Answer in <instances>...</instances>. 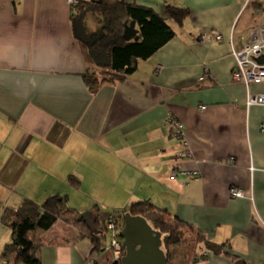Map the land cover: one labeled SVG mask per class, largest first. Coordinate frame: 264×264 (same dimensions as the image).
<instances>
[{
	"label": "crops",
	"instance_id": "0c3cea01",
	"mask_svg": "<svg viewBox=\"0 0 264 264\" xmlns=\"http://www.w3.org/2000/svg\"><path fill=\"white\" fill-rule=\"evenodd\" d=\"M125 1L152 7L175 36L132 73L91 91L80 39L103 32V17L83 8L74 23L67 0H0V264L14 262L1 258L12 240L1 218L6 207L60 195L76 210H92L95 223L102 206H84L82 195L120 180L142 185L136 201L162 196L163 208L220 245L214 253L197 244L207 256L191 264H264V105L247 104L248 91L264 93V83L232 79L230 44L238 16L257 20L255 6ZM167 4L189 9L181 24L165 13ZM89 11L93 29L84 21ZM171 119L181 124L178 135ZM47 238L39 264H107L110 256L103 249L96 257L87 237Z\"/></svg>",
	"mask_w": 264,
	"mask_h": 264
},
{
	"label": "trees",
	"instance_id": "16d2710c",
	"mask_svg": "<svg viewBox=\"0 0 264 264\" xmlns=\"http://www.w3.org/2000/svg\"><path fill=\"white\" fill-rule=\"evenodd\" d=\"M83 3L85 2L79 0L75 6L76 12L71 14L74 23L83 12V8L94 10L105 20L103 32L85 40L80 39L84 55L90 65L86 71L85 82L91 91H96L104 80L121 79L132 73L139 60L147 59L175 36V30L166 18L150 6L125 0H90L86 4ZM165 13L181 24L189 14V9L167 4ZM132 21L135 23L138 38L126 40L122 36L124 24H130ZM125 211L145 217L152 228L162 233V249L169 264H171L170 255L163 246L170 248V245L176 242H186L187 244L183 245L185 249L187 246H194L193 240L195 241L192 260L207 256V253L199 254V246H197L199 243L214 253L220 251L219 244L204 238L202 234L194 231L193 226L182 222L177 216L172 217L167 209L157 208L147 200L132 202L123 212L118 210L102 212V214L97 212L92 229L84 220H77L79 212L67 205L65 196L54 195L41 203L26 198L19 206L4 209L1 218L11 229L12 240L6 245L1 258L13 259L12 264H39L40 248L48 239L46 232L51 231L58 223L60 226L57 230H53V237L59 241L62 239V244H72L87 237L97 257L101 251H104L102 241L105 238L107 221H114L120 232ZM119 238L122 240L120 235ZM198 254L200 256H197ZM110 258L111 254L105 256L107 264H121L120 260L109 263ZM98 260H93L91 264H101Z\"/></svg>",
	"mask_w": 264,
	"mask_h": 264
},
{
	"label": "built area",
	"instance_id": "2783aa9c",
	"mask_svg": "<svg viewBox=\"0 0 264 264\" xmlns=\"http://www.w3.org/2000/svg\"><path fill=\"white\" fill-rule=\"evenodd\" d=\"M78 0H68L71 8H75ZM256 8L255 22L244 20L240 15L234 22L232 34L230 35L231 54L234 57L235 65L232 69V79L243 83L245 86L250 84L264 83V0H248L247 7ZM75 10H73L74 12ZM212 36L216 40L221 39V35L213 31ZM236 37L240 46L234 45L233 40ZM206 74L199 77L203 80ZM247 104L264 105V93H254L248 91ZM204 106H202L203 108ZM170 124L176 127L177 135L181 132V124L171 119ZM230 192L233 196H241L242 191L239 188L232 187ZM106 231L110 232V238L104 250L110 252V262L120 260L123 256V246L119 238V230L114 221L109 220L106 223Z\"/></svg>",
	"mask_w": 264,
	"mask_h": 264
},
{
	"label": "water",
	"instance_id": "95a60500",
	"mask_svg": "<svg viewBox=\"0 0 264 264\" xmlns=\"http://www.w3.org/2000/svg\"><path fill=\"white\" fill-rule=\"evenodd\" d=\"M134 21L124 24L123 38L137 39ZM84 220L94 225L92 210L81 212L77 220ZM125 253L120 259L121 264H169L165 251L162 249V233L155 230L145 217L133 215L129 211L123 213V226L119 232Z\"/></svg>",
	"mask_w": 264,
	"mask_h": 264
},
{
	"label": "rangeland",
	"instance_id": "374dc122",
	"mask_svg": "<svg viewBox=\"0 0 264 264\" xmlns=\"http://www.w3.org/2000/svg\"><path fill=\"white\" fill-rule=\"evenodd\" d=\"M68 1V0H67ZM79 0L77 1L76 4H78ZM76 6V5H75ZM72 10H75L74 12H76V8H72ZM88 13V12H87ZM85 14L84 16V21L86 22V24L88 25V27L90 29H93L95 27V23L94 19H93V11H89V14ZM170 24H172L169 21ZM109 181V180H107ZM93 189V192L91 190H89V197L82 195V199L85 203V201L87 202L85 205L88 206H93L95 203L101 205L102 207H100L99 209L102 212H111L113 210H118L120 212H123L124 209H127L129 207V205L133 202L138 200L137 198H135L136 196H139V193H145L144 192V188L142 187L141 184L138 183V181H128L126 183L121 182V180L118 183H115L114 185L110 184L109 182H106L104 184H102V188L101 189ZM136 193V196H134ZM141 200H147L150 203H152L154 206H156L157 208H163L166 207L164 203V199L162 196H158L157 199L154 200H149L147 198V195H144V198ZM82 205V204H81ZM79 206L80 208L82 206ZM78 210V209H77ZM79 213L84 212V210H78ZM87 211V210H85ZM173 217L176 216L173 213H170ZM105 219H107V217L103 216ZM89 227H90V223L86 222ZM60 223L56 224V230L59 228ZM91 228V227H90ZM94 228V226H93ZM105 232V241H104V245H107L109 242V238H110V232L104 231ZM53 230L51 229V234H47V235H52ZM87 239L83 240L85 242H83L84 244L87 243L86 242ZM89 242V241H88ZM187 244L182 243V242H176L173 243L172 245H170V248H166L165 246H163V248L166 250L167 253H169L170 255V261L171 264H191L192 263V255L194 254V250H195V241L193 240V245L194 246H187L185 249H183V245ZM78 246H82V243L80 242L78 244ZM188 256H189V260H188Z\"/></svg>",
	"mask_w": 264,
	"mask_h": 264
},
{
	"label": "flooded vegetation",
	"instance_id": "af4514ba",
	"mask_svg": "<svg viewBox=\"0 0 264 264\" xmlns=\"http://www.w3.org/2000/svg\"><path fill=\"white\" fill-rule=\"evenodd\" d=\"M124 248V247H123ZM112 262H116V261H112ZM112 262H109V263H112Z\"/></svg>",
	"mask_w": 264,
	"mask_h": 264
},
{
	"label": "bare ground",
	"instance_id": "6f19581e",
	"mask_svg": "<svg viewBox=\"0 0 264 264\" xmlns=\"http://www.w3.org/2000/svg\"><path fill=\"white\" fill-rule=\"evenodd\" d=\"M106 231V230H105ZM104 247H105V245H104Z\"/></svg>",
	"mask_w": 264,
	"mask_h": 264
}]
</instances>
